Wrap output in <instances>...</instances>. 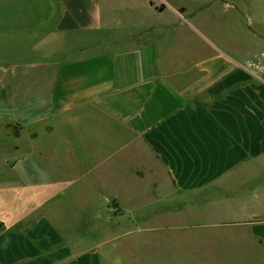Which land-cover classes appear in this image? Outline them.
Wrapping results in <instances>:
<instances>
[{
  "label": "crops",
  "instance_id": "crops-1",
  "mask_svg": "<svg viewBox=\"0 0 264 264\" xmlns=\"http://www.w3.org/2000/svg\"><path fill=\"white\" fill-rule=\"evenodd\" d=\"M54 1L56 31L88 38L87 46L61 47L63 65L96 67L75 77L84 86L75 92L82 101L64 109L65 123L44 132L90 121L92 146L124 148V183L135 200L146 206V196L162 190L175 199L166 207L202 216L210 228H238L237 239L253 243L262 255L253 260L264 263V213L248 215L264 211V84L243 68L264 51V12L257 6L264 0H220V12L239 23L228 29L216 25L219 0H152L145 19L122 28L109 16L110 27L104 24L101 0ZM104 73L107 80L99 82ZM107 152L94 150L97 168ZM14 164L2 158L0 165V264H67L62 253L83 264L76 239L45 212L55 184L24 185ZM35 176L29 168L26 178ZM92 186L91 194L107 193Z\"/></svg>",
  "mask_w": 264,
  "mask_h": 264
},
{
  "label": "rangeland",
  "instance_id": "rangeland-1",
  "mask_svg": "<svg viewBox=\"0 0 264 264\" xmlns=\"http://www.w3.org/2000/svg\"><path fill=\"white\" fill-rule=\"evenodd\" d=\"M141 1L101 0L104 24L108 16V21H119L121 28L138 22L139 17L145 19L146 5L152 0L145 7ZM214 5L219 13L221 1ZM257 6L264 12L262 5ZM57 10L54 0H0V165L2 158L17 164L15 174L24 185L49 180L55 184L45 212L61 222L63 235L69 233L68 238L76 239L75 246H67L82 250L83 264H264L253 260L262 258L253 243L237 239L238 228H210L202 216L166 207L173 197L162 190L153 189L146 196V206L135 200L134 190L124 183V148L92 146L90 121L84 126L73 122L72 130L62 126L52 134L44 132V126L65 123L64 109L82 101L75 98V92L84 86L75 77L91 75L96 67L63 65L66 51L61 47L75 50L87 46L88 38L58 33ZM227 16L231 15L220 12L217 22L206 17L205 23L213 26L216 22L224 29L233 23L236 28L237 20ZM107 77L104 73L98 81L105 82ZM94 150L108 151L99 157L98 168ZM29 168L35 177L26 178ZM38 174H44V179ZM92 182L101 184L108 194H91ZM57 190L61 194L54 196ZM252 213L261 216L264 211L248 215ZM216 229L228 233L223 237ZM50 230L52 234L55 229ZM62 255L67 264H74L70 253Z\"/></svg>",
  "mask_w": 264,
  "mask_h": 264
},
{
  "label": "built area",
  "instance_id": "built-area-1",
  "mask_svg": "<svg viewBox=\"0 0 264 264\" xmlns=\"http://www.w3.org/2000/svg\"><path fill=\"white\" fill-rule=\"evenodd\" d=\"M243 68L256 80L264 84V51H260L253 57L246 59Z\"/></svg>",
  "mask_w": 264,
  "mask_h": 264
},
{
  "label": "water",
  "instance_id": "water-1",
  "mask_svg": "<svg viewBox=\"0 0 264 264\" xmlns=\"http://www.w3.org/2000/svg\"><path fill=\"white\" fill-rule=\"evenodd\" d=\"M163 8H164V6L162 5V6H160V7L158 8V10H159V11H162Z\"/></svg>",
  "mask_w": 264,
  "mask_h": 264
},
{
  "label": "trees",
  "instance_id": "trees-1",
  "mask_svg": "<svg viewBox=\"0 0 264 264\" xmlns=\"http://www.w3.org/2000/svg\"><path fill=\"white\" fill-rule=\"evenodd\" d=\"M74 68V67H73Z\"/></svg>",
  "mask_w": 264,
  "mask_h": 264
}]
</instances>
